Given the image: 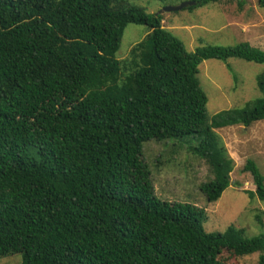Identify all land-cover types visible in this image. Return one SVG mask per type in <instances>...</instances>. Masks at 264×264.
<instances>
[{
	"label": "trees",
	"instance_id": "trees-1",
	"mask_svg": "<svg viewBox=\"0 0 264 264\" xmlns=\"http://www.w3.org/2000/svg\"><path fill=\"white\" fill-rule=\"evenodd\" d=\"M192 1L189 11L225 0ZM163 21L127 0H0V258L229 264L226 254L264 251L263 237L234 227L208 233L203 209L158 198L143 158L148 142L199 137L214 176L202 190L218 202L235 161L214 131L263 121L264 97L209 119L200 65H264V50L242 43L190 52ZM131 24L150 34L118 61ZM258 87L264 95V72ZM243 172L264 200L257 164L248 160Z\"/></svg>",
	"mask_w": 264,
	"mask_h": 264
},
{
	"label": "rangeland",
	"instance_id": "rangeland-1",
	"mask_svg": "<svg viewBox=\"0 0 264 264\" xmlns=\"http://www.w3.org/2000/svg\"><path fill=\"white\" fill-rule=\"evenodd\" d=\"M142 7L148 14L162 15L163 27L178 38L190 52L208 46L234 47L248 43L264 50V8L259 0H225L210 3L193 11L164 12L192 0H127ZM253 23L259 39L248 38L247 32L234 22ZM150 34L142 25H129L123 36L118 61L130 58L133 48ZM255 36V35H253ZM264 65L230 59L227 62L208 60L200 65L198 79L208 96L207 114L216 115L232 110H244L247 105L264 97L258 87V76ZM219 147H225L235 161L231 185L216 203H209L202 186L214 176L199 152L201 139L151 141L143 147V158L149 165L156 195L171 203L190 204L203 209L204 227L208 233L224 234L230 227L244 230L247 239L264 238V200L255 195L256 184L243 169L248 160L254 161L264 177V120L251 128L232 126L214 131ZM264 251L249 256L226 254L229 264H259ZM17 254L0 258V264H22Z\"/></svg>",
	"mask_w": 264,
	"mask_h": 264
},
{
	"label": "crops",
	"instance_id": "crops-1",
	"mask_svg": "<svg viewBox=\"0 0 264 264\" xmlns=\"http://www.w3.org/2000/svg\"><path fill=\"white\" fill-rule=\"evenodd\" d=\"M235 26H237L238 28H242V34H244L245 32H247V35H244L245 37H248V38H256L258 39L259 42H261L263 40V38L259 39L260 37H258L259 35H256L254 32H255V29H253L254 25L253 23H245L241 20L234 22ZM255 35V36H253Z\"/></svg>",
	"mask_w": 264,
	"mask_h": 264
},
{
	"label": "water",
	"instance_id": "water-1",
	"mask_svg": "<svg viewBox=\"0 0 264 264\" xmlns=\"http://www.w3.org/2000/svg\"><path fill=\"white\" fill-rule=\"evenodd\" d=\"M195 5V2L191 1V2H186L183 3L182 5L178 6V7H167L165 8L164 12H178V11H182L184 9H187L188 7H193Z\"/></svg>",
	"mask_w": 264,
	"mask_h": 264
}]
</instances>
